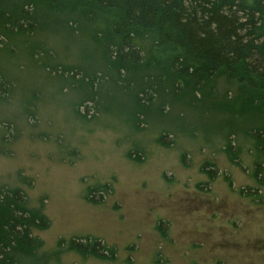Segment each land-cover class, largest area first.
Instances as JSON below:
<instances>
[{
	"label": "rangeland",
	"instance_id": "1",
	"mask_svg": "<svg viewBox=\"0 0 264 264\" xmlns=\"http://www.w3.org/2000/svg\"><path fill=\"white\" fill-rule=\"evenodd\" d=\"M88 4L0 0V204L47 222L8 264H264V103L224 70L173 80L149 43L118 67Z\"/></svg>",
	"mask_w": 264,
	"mask_h": 264
},
{
	"label": "trees",
	"instance_id": "2",
	"mask_svg": "<svg viewBox=\"0 0 264 264\" xmlns=\"http://www.w3.org/2000/svg\"><path fill=\"white\" fill-rule=\"evenodd\" d=\"M62 1L52 0L54 3ZM67 2L84 8L88 2L90 8L111 15L114 20L109 28L114 41L117 40L113 63L118 67L127 68L134 62L139 64L137 62L144 57L141 52H145L144 49L149 52L145 46L149 43L153 50L149 59L155 64H164L173 80L188 81L198 87L224 70L229 79L247 86L253 94L252 102L264 103V0ZM109 52H112L110 47ZM4 89L5 86L2 91ZM254 135L256 140L264 142V128ZM208 174L211 178L214 176L213 171ZM101 188L107 190L105 185ZM99 192L103 191L90 188L87 198ZM13 196L17 198L18 193ZM12 198L5 196V200H11L13 205L0 204V209L6 207L0 211V264H8L7 246L33 245L26 224L30 219L38 227L47 225L45 219L20 209ZM69 243L85 255L107 258L114 254L113 247L105 246L95 237L73 238Z\"/></svg>",
	"mask_w": 264,
	"mask_h": 264
}]
</instances>
